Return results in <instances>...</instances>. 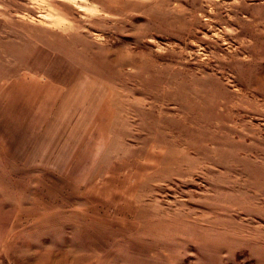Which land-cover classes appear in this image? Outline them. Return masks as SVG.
Wrapping results in <instances>:
<instances>
[{
    "label": "rangeland",
    "instance_id": "obj_1",
    "mask_svg": "<svg viewBox=\"0 0 264 264\" xmlns=\"http://www.w3.org/2000/svg\"><path fill=\"white\" fill-rule=\"evenodd\" d=\"M0 264H264V0H0Z\"/></svg>",
    "mask_w": 264,
    "mask_h": 264
}]
</instances>
